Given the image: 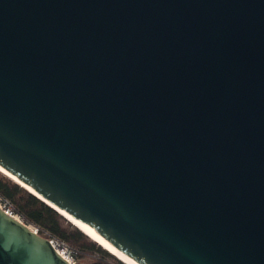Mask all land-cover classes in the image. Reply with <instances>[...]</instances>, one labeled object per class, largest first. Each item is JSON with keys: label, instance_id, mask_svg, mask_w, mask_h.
<instances>
[{"label": "water", "instance_id": "95a60500", "mask_svg": "<svg viewBox=\"0 0 264 264\" xmlns=\"http://www.w3.org/2000/svg\"><path fill=\"white\" fill-rule=\"evenodd\" d=\"M0 165L139 264H264V0H0ZM0 264L72 263L0 207Z\"/></svg>", "mask_w": 264, "mask_h": 264}, {"label": "trees", "instance_id": "16d2710c", "mask_svg": "<svg viewBox=\"0 0 264 264\" xmlns=\"http://www.w3.org/2000/svg\"><path fill=\"white\" fill-rule=\"evenodd\" d=\"M0 196L12 203L14 212L24 221L38 227L41 235L67 242L77 251V256L78 253L82 256L91 252L101 261L114 260L118 264H123L121 259L72 220L2 171H0Z\"/></svg>", "mask_w": 264, "mask_h": 264}, {"label": "bare ground", "instance_id": "6f19581e", "mask_svg": "<svg viewBox=\"0 0 264 264\" xmlns=\"http://www.w3.org/2000/svg\"><path fill=\"white\" fill-rule=\"evenodd\" d=\"M0 171L4 172L11 178H13L15 181L20 183L22 186L29 189L31 192L35 193L42 199H44L43 196L39 195L32 187H30L25 181H22L18 179L13 173L5 169L0 165ZM59 211L64 214L66 217H68L70 220H72L76 225L81 227L86 233H88L91 237H93L98 243H100L102 246H104L106 249H108L111 253L119 257L121 260H123L127 264H139L136 262L133 258H131L129 255L125 254L123 251H121L119 248H117L113 243H111L109 240H107L105 237L101 236L97 231H95L93 228L88 226L85 223H82L81 221L77 220L72 214L68 212H64L61 208L57 207Z\"/></svg>", "mask_w": 264, "mask_h": 264}, {"label": "built area", "instance_id": "2783aa9c", "mask_svg": "<svg viewBox=\"0 0 264 264\" xmlns=\"http://www.w3.org/2000/svg\"><path fill=\"white\" fill-rule=\"evenodd\" d=\"M0 207L5 210L7 213L12 214L18 218H22L19 214L15 213L13 210V205L9 200H6L0 196ZM32 229L39 233L38 227L31 224ZM52 246L55 250L69 263L78 264L77 251L70 246L67 242L57 239L55 237H48Z\"/></svg>", "mask_w": 264, "mask_h": 264}, {"label": "rangeland", "instance_id": "374dc122", "mask_svg": "<svg viewBox=\"0 0 264 264\" xmlns=\"http://www.w3.org/2000/svg\"><path fill=\"white\" fill-rule=\"evenodd\" d=\"M80 254L81 253H78L79 264H118L114 260L101 261V260H99V257L95 253L89 252L86 254H82V256ZM122 262H123V264H127L123 260H122Z\"/></svg>", "mask_w": 264, "mask_h": 264}]
</instances>
